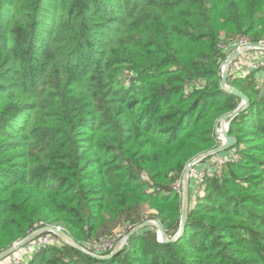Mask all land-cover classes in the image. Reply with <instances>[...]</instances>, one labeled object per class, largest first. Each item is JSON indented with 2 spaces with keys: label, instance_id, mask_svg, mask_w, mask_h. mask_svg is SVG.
I'll return each mask as SVG.
<instances>
[{
  "label": "trees",
  "instance_id": "16d2710c",
  "mask_svg": "<svg viewBox=\"0 0 264 264\" xmlns=\"http://www.w3.org/2000/svg\"><path fill=\"white\" fill-rule=\"evenodd\" d=\"M222 32L264 41V0H0V253L45 225L81 245L147 218L175 236L174 186L241 101ZM229 84L250 98L237 159L190 189L177 241L145 227L109 259L64 244L24 264H264V95Z\"/></svg>",
  "mask_w": 264,
  "mask_h": 264
},
{
  "label": "built area",
  "instance_id": "2783aa9c",
  "mask_svg": "<svg viewBox=\"0 0 264 264\" xmlns=\"http://www.w3.org/2000/svg\"><path fill=\"white\" fill-rule=\"evenodd\" d=\"M264 45V41L260 42ZM247 39L243 36H239L238 40L231 42L229 45L233 46L230 51L227 50V46L222 43L221 47L230 54L235 51H239L241 54L234 58L228 66V81L236 80L241 77L248 76L253 70H264V48L256 47L251 45ZM253 53V54H249ZM229 54V55H230ZM227 55V56H229ZM243 63V65L241 64ZM222 129L220 125H216L215 132L218 140V145H221L225 138L221 133ZM236 151L228 154L213 153L202 160L195 162L189 171V182L195 180L196 185L194 186L195 193L201 191V185L206 175H214L223 165L228 161H236ZM234 155V156H233ZM206 160V162H204ZM189 164V163H188ZM201 164H205L204 167H200ZM175 189L179 190L180 193L183 191V177L175 184ZM196 198V195L193 196ZM64 230L62 226H58ZM132 228L131 225L123 226L117 233L112 236L100 238L98 240H88L85 245H82L85 250H89L91 253H110L111 250L117 245L116 240L124 235ZM124 240L128 239L126 236ZM67 244L57 234L49 231L39 234L36 238L21 246L15 250L10 256L11 264H24L28 260L32 259L33 256L46 247H60Z\"/></svg>",
  "mask_w": 264,
  "mask_h": 264
},
{
  "label": "water",
  "instance_id": "95a60500",
  "mask_svg": "<svg viewBox=\"0 0 264 264\" xmlns=\"http://www.w3.org/2000/svg\"><path fill=\"white\" fill-rule=\"evenodd\" d=\"M251 45L256 46V47H260V48H264V45L261 43H253ZM240 54L241 53L239 51H235L233 54H231L227 57V59L224 62V65L222 66V74H221L222 78H221V82H220V86L222 89H224L227 92H229V93L240 98V100H241L240 104L233 111H230V112L226 113L225 115H223L220 118L219 122L217 123V125H220V127L222 129L221 133L224 136L225 141L221 145H219V146H217V147H215L209 151H206V152H203V153L197 155L195 158H193L189 162V164H187V166L183 172V191H182L183 205H182L181 225H180L179 231L177 232V234L175 236L168 237V235L166 234L165 229L161 225L160 221L148 220V221L141 222L139 225H137L135 227V229L131 230L129 232V234L126 236V239H129L135 232H137L139 229H142L144 227L156 228L158 230V239L161 242H175L183 235L185 228H186V225H187V218H188L189 208H190L189 171H190L192 165L195 162H198V161L202 160L203 158H205V157H207L213 153H218V152H222V151L232 149L236 145L237 137L230 135V133H229L230 121L250 106V98L243 91H241L237 87L229 84V81H228L229 63L234 58L238 57ZM49 231L57 234L67 244L86 252L85 249L83 248V246L78 241H76L68 232H66L62 228L55 226V225H45L43 227H40L38 229L30 231L26 237L20 239L19 241L14 242V244H12V246H10L7 249H5L4 251H2L0 253V260L3 258H6L7 256H10L15 250H17L21 246L27 244L28 242H30L31 240L36 238L39 234H41L43 232H49ZM122 243H124V238L122 241H120L116 245V247L109 254L104 255V256L96 255V254L91 253V252H88V253L94 257H97V258L109 259V258H112L121 252Z\"/></svg>",
  "mask_w": 264,
  "mask_h": 264
},
{
  "label": "rangeland",
  "instance_id": "374dc122",
  "mask_svg": "<svg viewBox=\"0 0 264 264\" xmlns=\"http://www.w3.org/2000/svg\"><path fill=\"white\" fill-rule=\"evenodd\" d=\"M222 34V38H223V40H222V42L227 46L226 48H227V50H231L232 48H234L233 46H230L229 44L231 43V42H233V41H235V40H238V35H231V36H227L224 32H222L221 33ZM228 37V38H227ZM227 53V52H226ZM230 53H227L226 54V58H225V60L227 59V55H229ZM231 55V54H230ZM225 60L223 61V63H222V66L224 65V62H225ZM221 72H222V67H221ZM220 120V119H219ZM219 120H218V122H219ZM217 122V123H218ZM236 149L237 148H232V149H229V150H227L228 152H230V153H232V152H234V151H236ZM234 156V155H233ZM234 157H237V156H234ZM145 211L147 210V214H150V213H153L154 211H156L155 209H152V208H150L149 206L148 207H146L145 206ZM148 220H151V221H156L157 219H154V218H147V219H145L144 221H148ZM140 224V223H139ZM139 224H137V225H139ZM137 225H133V227L126 233V235H124V236H122V237H120V238H118L117 240H116V242L115 243H119L120 241H122L123 240V238L125 237V236H127L128 234H129V232L131 231V230H133V229H135V227L137 226ZM145 228V227H144ZM151 228H154V227H151ZM143 229V228H142ZM155 229V228H154ZM141 229H139L138 231H140ZM157 230V229H156ZM137 231V232H138ZM137 232H135V233H137ZM134 233V234H135ZM157 235H158V230H157ZM106 236H109V235H106ZM105 236V237H106ZM95 239V238H94ZM97 239V238H96ZM126 242H127V240H124V243H122V246H121V248H122V250H123V248L125 247V246H127V244H126ZM116 247V246H115ZM121 250V251H122ZM86 251V253L87 254H89L88 252H89V250L87 251V250H85ZM112 251V250H111ZM110 251V252H111ZM94 254H96V255H101V256H104V255H107V254H109V253H94ZM10 257L11 256H7L6 258H3V259H1L0 260V264H11V259H10Z\"/></svg>",
  "mask_w": 264,
  "mask_h": 264
},
{
  "label": "crops",
  "instance_id": "0c3cea01",
  "mask_svg": "<svg viewBox=\"0 0 264 264\" xmlns=\"http://www.w3.org/2000/svg\"><path fill=\"white\" fill-rule=\"evenodd\" d=\"M253 54V53H249ZM243 65V63H241ZM254 76L256 87L260 90V93L264 95V70H253L250 74ZM244 77V76H243ZM229 152L226 150L225 154H228ZM205 164H201L200 167H204ZM196 185L195 180L190 181V189L191 193H194V186Z\"/></svg>",
  "mask_w": 264,
  "mask_h": 264
}]
</instances>
